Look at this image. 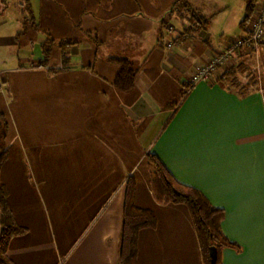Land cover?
I'll use <instances>...</instances> for the list:
<instances>
[{
    "label": "crops",
    "instance_id": "obj_1",
    "mask_svg": "<svg viewBox=\"0 0 264 264\" xmlns=\"http://www.w3.org/2000/svg\"><path fill=\"white\" fill-rule=\"evenodd\" d=\"M263 1H255V16ZM31 4L32 23L39 19L47 29L27 31L26 46L35 40L39 56H0L8 62L0 65V112L11 124L0 182L26 229L11 240L10 259L121 264L132 178L135 205L156 217L155 227L139 233L138 264H205L189 208L154 198L151 152L225 211L223 232L240 249H222L223 264H264V82L248 75L259 68L258 57L264 67V38L236 50L209 81L191 84L202 66L249 32L253 22L241 25L246 0ZM181 4L191 11L181 12ZM191 12L208 23L201 26ZM48 36L55 41L49 63L39 66ZM113 59L138 70L132 90L115 87ZM185 84L191 88L180 100Z\"/></svg>",
    "mask_w": 264,
    "mask_h": 264
},
{
    "label": "trees",
    "instance_id": "obj_2",
    "mask_svg": "<svg viewBox=\"0 0 264 264\" xmlns=\"http://www.w3.org/2000/svg\"><path fill=\"white\" fill-rule=\"evenodd\" d=\"M255 1L256 0H246L247 11L241 22L242 26L251 19L255 11ZM19 5L22 12L28 14L26 16V21L32 22L34 14L31 0H19ZM180 7L183 13L191 11L186 4H181ZM180 7L178 6L177 8L179 9ZM190 14L201 26L208 23V20L198 18L194 12ZM202 20H204V22H202ZM53 43H55V41L48 36L44 44V59L39 62V66L48 65ZM59 45L64 47V45H70V43L62 41ZM112 61L119 67V72L114 82L115 87L122 92L132 90L135 86L138 70L126 59H113ZM62 64L64 69L68 68L69 58L66 53L63 54ZM52 71H54V69H52ZM230 73L234 74L233 71H230ZM238 84L241 85L240 83ZM190 88L191 86L189 84L183 85L180 100H184L187 97V91ZM10 132L11 124L7 117L0 112V170L3 162L8 156L9 146L7 141ZM147 159L151 169V188L157 202L161 204H183L189 208L203 251L205 264H212L210 250L213 247H215L218 252L217 264H223L220 258L222 249L232 248L239 251V246L231 242L223 232L222 223L225 219V211L214 206L200 190L179 182L156 154L151 152L148 153ZM0 225V264H15L8 254L10 242L13 238L25 234L26 229L17 223L9 206L8 191L1 182ZM155 226L156 217L154 212L152 210L139 208L135 205L134 181L130 178L127 183L126 201L123 211L122 244L120 249L121 264H138L139 233L144 229L153 228Z\"/></svg>",
    "mask_w": 264,
    "mask_h": 264
},
{
    "label": "rangeland",
    "instance_id": "obj_3",
    "mask_svg": "<svg viewBox=\"0 0 264 264\" xmlns=\"http://www.w3.org/2000/svg\"><path fill=\"white\" fill-rule=\"evenodd\" d=\"M32 1L34 2V0ZM36 1L38 0H35V3ZM27 15V13L22 12L19 0H0V56L5 57L7 55L11 56L12 54H18L21 60L26 58L27 55H30V57L31 55H34V57L32 56L33 59H37L39 56L41 51L40 46L35 42V40L32 45L26 46L25 42H27V44L30 43L28 40L32 38V35H29L27 31L33 29L45 34L44 32L47 31V29L43 25L39 24V19L36 20V24L32 23L33 21H26ZM257 15L258 13L256 16L253 13L251 19L249 20V24L255 22ZM254 16L255 19H253ZM244 17L245 14L243 15V19ZM237 29L233 30L235 31L234 33H237L236 35L240 34V31ZM241 33L243 34V31H241ZM258 59L260 61L259 68L254 69L255 66L253 65L254 70L252 69L248 73L249 77L253 74L252 80L255 79V83L258 82V79H261V81L264 82V67L262 66L260 57H258ZM7 63L8 62H1L0 65L4 68L7 66ZM9 65L10 64H8V66ZM249 81H251V79ZM255 83H252V85Z\"/></svg>",
    "mask_w": 264,
    "mask_h": 264
},
{
    "label": "built area",
    "instance_id": "obj_4",
    "mask_svg": "<svg viewBox=\"0 0 264 264\" xmlns=\"http://www.w3.org/2000/svg\"><path fill=\"white\" fill-rule=\"evenodd\" d=\"M264 38V1L262 7L260 8L257 19L253 22L252 27L249 32L243 37H239L233 41L221 53L217 54L209 63L202 66L198 72L191 78V84L195 85L199 82L209 81L219 67L226 64L229 59L234 55L236 50L245 47H256ZM169 47L172 46L171 43L168 44ZM3 86V80L0 75V90Z\"/></svg>",
    "mask_w": 264,
    "mask_h": 264
},
{
    "label": "water",
    "instance_id": "obj_5",
    "mask_svg": "<svg viewBox=\"0 0 264 264\" xmlns=\"http://www.w3.org/2000/svg\"><path fill=\"white\" fill-rule=\"evenodd\" d=\"M210 255L212 258V264H217L218 252L215 247L211 248Z\"/></svg>",
    "mask_w": 264,
    "mask_h": 264
}]
</instances>
